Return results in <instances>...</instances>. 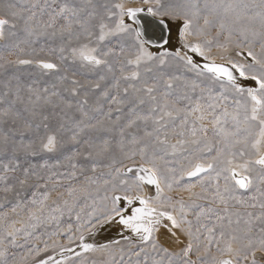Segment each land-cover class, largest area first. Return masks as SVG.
<instances>
[{"label":"snow or ice","instance_id":"snow-or-ice-1","mask_svg":"<svg viewBox=\"0 0 264 264\" xmlns=\"http://www.w3.org/2000/svg\"><path fill=\"white\" fill-rule=\"evenodd\" d=\"M0 264H264V0H0Z\"/></svg>","mask_w":264,"mask_h":264}]
</instances>
